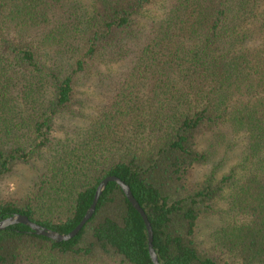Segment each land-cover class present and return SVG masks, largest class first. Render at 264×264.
<instances>
[{
    "label": "trees",
    "instance_id": "16d2710c",
    "mask_svg": "<svg viewBox=\"0 0 264 264\" xmlns=\"http://www.w3.org/2000/svg\"><path fill=\"white\" fill-rule=\"evenodd\" d=\"M225 145L235 163L202 175ZM22 167L38 178L24 197L0 191V221L68 234L116 176L160 264H264V0H0V189ZM0 264L154 263L109 183L68 242L0 231Z\"/></svg>",
    "mask_w": 264,
    "mask_h": 264
},
{
    "label": "rangeland",
    "instance_id": "374dc122",
    "mask_svg": "<svg viewBox=\"0 0 264 264\" xmlns=\"http://www.w3.org/2000/svg\"><path fill=\"white\" fill-rule=\"evenodd\" d=\"M99 83L88 86L87 93L90 94V100L88 105L91 106L94 103H99L103 97L104 92L107 90V85ZM98 98V100H97ZM207 146L210 148L211 143L208 142ZM236 146H221L215 151V156L210 166H206L201 169V173L206 174L215 165H223V170H226L230 165L235 163V159L239 156ZM229 152V153H228ZM39 172L34 167H22L13 176L7 178V180L1 186V193L12 197H24L31 190L34 182L38 178ZM219 219L209 218L203 219L199 223L197 238L202 248L211 249L213 248V234L219 227Z\"/></svg>",
    "mask_w": 264,
    "mask_h": 264
},
{
    "label": "water",
    "instance_id": "95a60500",
    "mask_svg": "<svg viewBox=\"0 0 264 264\" xmlns=\"http://www.w3.org/2000/svg\"><path fill=\"white\" fill-rule=\"evenodd\" d=\"M109 183H116L121 187V189L123 190L124 194L126 195L128 200L130 201V203L133 205V207L139 212V214L143 218L144 223H145L146 228H147V231H148V236H149V253H150L151 259H152L154 264H160L157 253H156V251L154 249V245H153L154 233H153V228H152V225L149 221V218H148L147 214L145 213V211L143 210V208L138 203V201L136 200V198L134 197L130 187L124 181H122L120 178H118L116 176H109V177L105 178L99 184V186L97 187L95 196H94L93 203L90 206V208L88 209L85 217L80 222V224L73 231H71L68 234H61V233H58L56 231L45 228V227L31 221L27 216L21 215V214H15L9 218H6V219L0 221V231L6 230L11 226L23 224V225L31 228L33 233H35L36 235L47 237V238H49V239H51L57 243L68 242V241L72 240L73 238H75L81 232V230L84 228V226L91 220V218L93 217V215L96 211L98 202H99L102 194L106 190L107 186L109 185Z\"/></svg>",
    "mask_w": 264,
    "mask_h": 264
}]
</instances>
